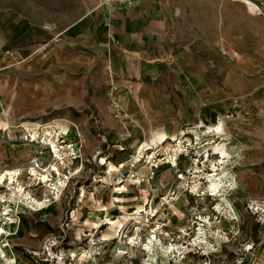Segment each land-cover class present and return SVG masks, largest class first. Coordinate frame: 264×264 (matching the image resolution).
Segmentation results:
<instances>
[{"label":"rangeland","instance_id":"rangeland-1","mask_svg":"<svg viewBox=\"0 0 264 264\" xmlns=\"http://www.w3.org/2000/svg\"><path fill=\"white\" fill-rule=\"evenodd\" d=\"M142 7L0 0V264H264V0Z\"/></svg>","mask_w":264,"mask_h":264},{"label":"built area","instance_id":"built-area-1","mask_svg":"<svg viewBox=\"0 0 264 264\" xmlns=\"http://www.w3.org/2000/svg\"><path fill=\"white\" fill-rule=\"evenodd\" d=\"M139 0H99V6L108 14L117 9H132Z\"/></svg>","mask_w":264,"mask_h":264},{"label":"crops","instance_id":"crops-1","mask_svg":"<svg viewBox=\"0 0 264 264\" xmlns=\"http://www.w3.org/2000/svg\"><path fill=\"white\" fill-rule=\"evenodd\" d=\"M148 2V0H141L140 2H138L134 8L132 9H128L126 11H122L124 15H122L123 17H121V20H125V21H129L130 16H132L134 14V11H136L139 8H143L142 6L144 4H146ZM125 10V9H123Z\"/></svg>","mask_w":264,"mask_h":264},{"label":"bare ground","instance_id":"bare-ground-1","mask_svg":"<svg viewBox=\"0 0 264 264\" xmlns=\"http://www.w3.org/2000/svg\"><path fill=\"white\" fill-rule=\"evenodd\" d=\"M249 6H250V9H251V10H254V7H253L252 5L249 4Z\"/></svg>","mask_w":264,"mask_h":264}]
</instances>
